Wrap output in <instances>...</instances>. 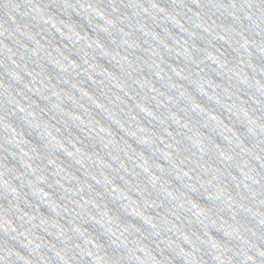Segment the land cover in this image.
<instances>
[{
  "label": "water",
  "instance_id": "1",
  "mask_svg": "<svg viewBox=\"0 0 264 264\" xmlns=\"http://www.w3.org/2000/svg\"><path fill=\"white\" fill-rule=\"evenodd\" d=\"M0 264H264V0H0Z\"/></svg>",
  "mask_w": 264,
  "mask_h": 264
}]
</instances>
